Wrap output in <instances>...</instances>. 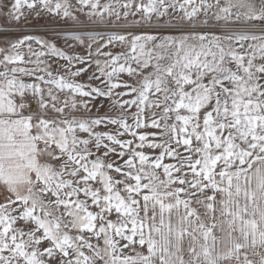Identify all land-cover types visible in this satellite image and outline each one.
I'll return each mask as SVG.
<instances>
[{
	"label": "snow or ice",
	"instance_id": "6c2138e0",
	"mask_svg": "<svg viewBox=\"0 0 264 264\" xmlns=\"http://www.w3.org/2000/svg\"><path fill=\"white\" fill-rule=\"evenodd\" d=\"M0 17V264H264V0Z\"/></svg>",
	"mask_w": 264,
	"mask_h": 264
},
{
	"label": "rangeland",
	"instance_id": "374dc122",
	"mask_svg": "<svg viewBox=\"0 0 264 264\" xmlns=\"http://www.w3.org/2000/svg\"><path fill=\"white\" fill-rule=\"evenodd\" d=\"M131 19V17L129 18ZM66 27L64 24H57L51 18L41 17L39 20H31V23L27 26L20 27L16 24L8 21L7 19L0 17V28H8V29H18V30H31L30 33H23V34H35V35H48L52 36L57 34V39L59 40V45L63 46V41L65 39V34L61 29ZM21 34V33H20ZM20 34L15 35H5L0 36V38H17ZM35 47V45H34ZM79 50V49H77ZM81 80L86 79V77H80Z\"/></svg>",
	"mask_w": 264,
	"mask_h": 264
},
{
	"label": "built area",
	"instance_id": "2783aa9c",
	"mask_svg": "<svg viewBox=\"0 0 264 264\" xmlns=\"http://www.w3.org/2000/svg\"><path fill=\"white\" fill-rule=\"evenodd\" d=\"M31 30H18V29H8V28H0V36H7V35H15L20 33H30Z\"/></svg>",
	"mask_w": 264,
	"mask_h": 264
},
{
	"label": "crops",
	"instance_id": "0c3cea01",
	"mask_svg": "<svg viewBox=\"0 0 264 264\" xmlns=\"http://www.w3.org/2000/svg\"><path fill=\"white\" fill-rule=\"evenodd\" d=\"M11 39H15V38H0V43H2L3 41H5V40H11Z\"/></svg>",
	"mask_w": 264,
	"mask_h": 264
}]
</instances>
